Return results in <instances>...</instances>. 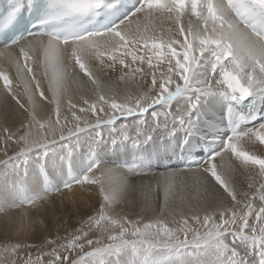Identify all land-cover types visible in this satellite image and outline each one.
Here are the masks:
<instances>
[{"label": "snow or ice", "instance_id": "1", "mask_svg": "<svg viewBox=\"0 0 264 264\" xmlns=\"http://www.w3.org/2000/svg\"><path fill=\"white\" fill-rule=\"evenodd\" d=\"M0 49L28 115L0 129V184L21 206L73 184L99 197L64 235L0 242V264H264V0H0ZM169 153L186 167L157 180L159 214L118 210L121 172Z\"/></svg>", "mask_w": 264, "mask_h": 264}, {"label": "bare ground", "instance_id": "2", "mask_svg": "<svg viewBox=\"0 0 264 264\" xmlns=\"http://www.w3.org/2000/svg\"><path fill=\"white\" fill-rule=\"evenodd\" d=\"M0 67H8L6 61L2 57H0ZM34 71L36 72L37 77L42 80V87L46 89L48 82L43 79V69H39L34 66ZM9 72L13 79V90L23 96L24 84L20 83V86L16 87V84L19 82L16 80L15 69L10 68ZM117 78V72L106 71L102 75V79L105 82L109 83L111 86H118L119 89L123 91L126 86L124 84L117 85ZM2 83L3 82L0 81V129H3L5 126L16 128L20 125L21 121L28 119V115L18 107L15 100L6 94L2 87ZM140 83L143 84L142 81H140ZM132 88L135 89V84L132 85ZM71 94L74 99H79V94L75 85H72ZM86 94L92 95V92L87 91ZM36 99L39 103L38 94ZM46 110L47 109L42 104L40 114L45 115ZM1 144L2 142H0V147H2ZM259 147L264 150V146ZM11 154L12 153L10 151L9 155ZM169 156V154L167 157L162 155L159 162L153 159L152 167L150 169H152V171L153 169L163 170L155 173L154 175L144 176L142 174L138 175L121 172V174L125 176V179L128 181L131 188L126 195L125 200L119 205L118 210L123 213H127L132 218H135L137 215H141V213L144 214L142 216L146 219L157 216L158 210L156 209L155 199L146 197V190L144 188L142 189L141 185L142 183L146 185V181H144L145 177L153 179L157 182L163 174L169 173L171 169L168 171L166 170V172L164 169L171 168V166L168 165L171 162H174L177 167H180L179 169L186 167L185 161L178 155H173V159H169ZM3 159H6V157H1L0 155V160ZM104 159L108 161L106 166L112 167L113 164L111 161L115 160L116 157L113 155L111 150H109ZM161 163L167 164L165 168L163 167L164 164ZM150 169L146 168L144 170H149V172L152 173ZM50 171H52V174L58 180V172H55V170ZM176 174L179 175L178 173ZM137 179L141 180L139 181ZM240 179H242V177H240ZM152 184L147 183V188L150 189ZM161 190L163 191L162 184ZM153 191L151 190V192ZM98 199L99 197L95 186L89 187L87 185L81 186L73 184L71 189H64L61 186L60 191H55L53 188L50 190L47 199L35 207L27 205L21 206L19 201L15 200L14 195L11 192L10 185L4 186L3 184H0V242H4L5 240H20L26 243L40 244L44 242L46 237L64 235L65 230L70 231L72 228L78 226L82 218H86L88 214H91L92 210L97 205ZM176 203H178V201L170 202L169 210H174ZM184 211H188L187 205L185 206ZM22 225L23 227H21Z\"/></svg>", "mask_w": 264, "mask_h": 264}, {"label": "rangeland", "instance_id": "3", "mask_svg": "<svg viewBox=\"0 0 264 264\" xmlns=\"http://www.w3.org/2000/svg\"><path fill=\"white\" fill-rule=\"evenodd\" d=\"M1 146H2V144H1ZM0 155H1V157H3L4 156V154H3V152L1 153L0 152ZM169 159L171 158V159H173L174 158V156L171 154V153H169ZM4 160V159H3ZM3 160H0V161H3ZM176 161H177V158H176ZM161 164H164V168H165V166L167 165V164H165V163H161ZM163 167H161V168H163ZM0 168H2V165H0ZM180 167H171V168H165L164 170H165V172H166V170L168 171V170H170L171 169V171L170 172H174V173H178L179 175L178 176H183V173L180 171L181 169H179ZM150 171H152V169H150ZM161 171H163V170H158V169H153V171H152V173L151 172H149V170L147 171V170H144V172H147V173H151V174H148V176L150 175H154L155 173H157V172H161ZM169 172V173H170ZM144 176H147V175H144ZM188 179H189V181H191V173H189V175H188ZM137 180H141V179H137ZM153 182H152V181ZM144 181H146V185H144L143 183H142V189L144 188L145 190H146V197H148V198H150V199H155V203H156V209L158 210L157 211V213L159 214V208H160V206L162 205V203H163V197H164V194H163V191L160 189V190H157V188H156V182L153 180V179H150V178H148V177H145V179H144ZM147 183L148 184H152V186H151V188L150 189H148L147 188ZM155 187V188H154ZM155 189V190H154ZM151 190L153 191V192H151ZM158 191V192H157ZM144 194V193H143ZM145 196V195H144ZM157 214V215H158ZM141 215H144L143 213H141ZM168 219H170V216L168 217ZM57 236V235H56ZM43 243V242H42ZM42 243H40V244H42ZM32 251H33V253H35V251H36V249H32Z\"/></svg>", "mask_w": 264, "mask_h": 264}]
</instances>
